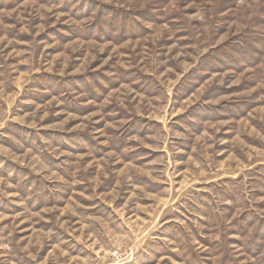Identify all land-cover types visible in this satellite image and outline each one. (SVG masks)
Instances as JSON below:
<instances>
[{"label":"rangeland","instance_id":"obj_1","mask_svg":"<svg viewBox=\"0 0 264 264\" xmlns=\"http://www.w3.org/2000/svg\"><path fill=\"white\" fill-rule=\"evenodd\" d=\"M0 264H264V0H0Z\"/></svg>","mask_w":264,"mask_h":264}]
</instances>
